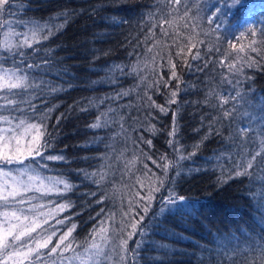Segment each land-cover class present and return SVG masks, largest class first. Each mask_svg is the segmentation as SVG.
I'll list each match as a JSON object with an SVG mask.
<instances>
[{
	"label": "trees",
	"instance_id": "16d2710c",
	"mask_svg": "<svg viewBox=\"0 0 264 264\" xmlns=\"http://www.w3.org/2000/svg\"><path fill=\"white\" fill-rule=\"evenodd\" d=\"M231 3L10 0L0 13V69H22L38 85L2 92L0 97L18 102L19 111L5 108L0 98V115L43 125L42 155L64 159L32 155L24 162L72 185L47 202L70 205L49 230L64 232L75 224V252L47 256L46 264L84 253L93 241L104 246L100 227L107 229L109 243H119L129 219L124 213L161 176L152 161L162 156L172 183L141 213L142 234L129 241L127 264H262L264 160L257 158L249 176L235 177L233 169L264 141V0H245L238 8ZM217 7L221 11L214 16ZM165 16L174 22L171 27L163 24ZM34 24L64 26L47 40L46 33L38 34L40 43L32 48L20 47ZM8 36L13 42L7 51L1 44ZM173 64L178 80L171 77ZM229 64L235 65L232 71ZM174 90L177 103L170 104ZM236 92L240 97L231 99ZM221 96L229 99L225 108L235 106L230 119H222ZM98 119L101 127H90ZM242 128H248L243 135ZM173 189L185 206L161 212L162 198ZM105 251L111 256L105 264H117L116 254Z\"/></svg>",
	"mask_w": 264,
	"mask_h": 264
},
{
	"label": "snow or ice",
	"instance_id": "6c2138e0",
	"mask_svg": "<svg viewBox=\"0 0 264 264\" xmlns=\"http://www.w3.org/2000/svg\"><path fill=\"white\" fill-rule=\"evenodd\" d=\"M182 0H170L172 5H181ZM245 0H232V3L228 5L231 7H240L244 5ZM10 0H0V13H3L7 8H9ZM178 8H175L174 11H178ZM220 8L215 9L214 16L220 13ZM187 14V13H185ZM67 20L65 19V23ZM163 24L168 25L171 27L173 25V21L169 20L167 16L163 17ZM210 24L214 23L215 21L210 18L208 21ZM64 25H52V24H34L30 29L31 37L25 35L23 43L20 47H33V42L40 43V40L35 39L38 34L46 33L42 36V39L47 40L49 37L55 35V32L62 28ZM194 27H198V25H193ZM220 24L216 25V30L218 31L220 28ZM161 31L164 35H167V29L161 27ZM255 34L254 32L252 33ZM195 47V44L192 45ZM235 48V46H232ZM35 50V49H34ZM256 49L253 48L252 51ZM240 51H243V46H241ZM23 55V53H21ZM199 58V52L193 56V59ZM171 63V60L169 61ZM47 64V61H44ZM28 68H32V65H27ZM37 68L41 67V65L37 64ZM229 70L232 71L235 68L234 64L228 65ZM172 72L171 77L173 79H179L177 72L174 70L175 65H172ZM123 71V70H121ZM135 71V69H133ZM239 71V69H236ZM234 74V73H233ZM5 83L0 84V89L6 90L8 93H11L13 89H21L27 91V89L32 87H38V85L32 84L28 82L27 75L23 72L22 69H17L15 72H12L10 75L6 72L5 73ZM231 83V81H227ZM52 91H56L55 88ZM118 95L127 96L128 93L124 92ZM178 95L177 91L171 92V97L169 99L170 104H176L177 100L176 97ZM237 97H240V93L236 92L231 99L235 100ZM5 101V108L10 109L11 111H19V108L16 107L17 101L10 99L8 95L0 97ZM149 100L151 98L149 97ZM154 104V101H152ZM229 103V99L223 96L220 97V110L222 111V119H230L232 118L233 111L235 110V106L232 109L225 108L224 105ZM30 109L32 110L33 114H35V106L29 104ZM159 110L161 112H167L165 107L159 106ZM17 119L16 117L10 116H0V122L8 125V128L3 129L2 131L5 133L4 137H0L3 139L5 143L11 144L12 141H15L16 144V152L18 154L14 155L12 149L9 147L8 151L0 153V162L3 164H22L23 161L20 159V155L22 153L19 152V145L21 139L29 134L32 130H35L36 135L32 136L31 141H29L28 152L29 155L40 156L42 160H63L64 157L61 155H48L43 156L40 148L45 147L44 144H40V147L33 148L31 145L39 143L41 137L44 135L43 132L40 131L43 125H37L35 123H28L25 126V120L19 119V122L15 125L12 124V120ZM92 128H99L101 124L99 119L95 124L90 125ZM23 129V132H21ZM152 130V129H150ZM248 131V128H242L239 130V133L243 135ZM170 135H175L173 130ZM149 145L152 143L151 140L146 141ZM170 144H172L173 148L175 149V144L170 140ZM264 145V141L261 142ZM181 155L180 159H184ZM260 158L264 160V151H257L254 154H251L250 159H247L246 162L241 163L237 166V168L233 169V173L235 177H243L249 176L251 173L249 169L254 167V164ZM149 159H151L149 157ZM167 160V157L162 156L160 158L161 162H157L155 160L152 161L153 164L156 165L157 168L162 169L161 176L157 177L156 181L152 183L151 186L148 187L145 195L139 196V199H134L130 202L127 211L124 213L125 216L129 217V219L125 222V224L120 229V238L119 243H116L113 240L109 243V237L106 235L107 229L104 227H100L99 234L101 235V240L103 242L101 244L96 243L93 241L87 248H85V253L88 254V260L92 261V264H96V258L103 257L105 261L110 260L111 256L109 252L105 251V247H109L111 252L116 254L117 264H127L128 262V253L129 248L128 244L130 240H133L135 235L142 234V224L141 221L143 220V215L141 213H148L152 201L155 199V193L160 192L162 188L166 189V184L172 183V181L168 178V170L170 168L169 163H164ZM131 163L135 164V161ZM46 167V165H45ZM2 172V169H0ZM5 176H8V173H4ZM177 175H180L177 172ZM19 179L10 177L11 182H6L3 185H0V207L4 210L0 212V264H44V257L48 256L49 258H54L60 256L61 253L67 251L75 252L73 247V240H72V233L76 229V225L72 224L71 227L67 229L66 232H63L57 239L58 243L52 247L49 245L52 242L53 236H56L55 230L51 232L49 235H44L47 232V229H44L39 222V218H44L43 223H48L46 216L51 215L52 213H38L36 211V205H30V200L26 199V195L28 192H41L43 195H51L56 194L57 196H62L65 192L70 191L72 185L62 179L52 178V177H41L35 169L31 168L29 165H24L23 169L18 172ZM232 178V176H230ZM58 185H63V188H59ZM29 204L30 206L27 208L21 207L23 205ZM186 201L185 198L182 196H178L175 193V190H171L168 194L167 199L162 198V207L161 212L165 211V209H170L171 206H185ZM141 205L143 207L141 208ZM39 207H43L40 205ZM70 205L68 204H61L58 205L57 208L54 210L55 212H63L65 211ZM56 223L62 224L64 223L63 220H57ZM39 229V231H38ZM94 232L96 230L94 229ZM33 233H36V236H33ZM39 237V238H37ZM139 247V245H137ZM46 250V251H43ZM134 251V250H133ZM72 260L80 259L81 264H86L84 259L79 255H74ZM262 264H264V257H262Z\"/></svg>",
	"mask_w": 264,
	"mask_h": 264
},
{
	"label": "rangeland",
	"instance_id": "374dc122",
	"mask_svg": "<svg viewBox=\"0 0 264 264\" xmlns=\"http://www.w3.org/2000/svg\"><path fill=\"white\" fill-rule=\"evenodd\" d=\"M12 42H13V39L10 36H8V37H6L4 39V41L1 44V46L4 47L8 51L12 47ZM6 72L10 75L13 71L1 70L0 69V84L5 83V80H6L5 73ZM5 91L6 90H4V89H0V95H1L2 92H5ZM18 122L19 121H13L12 120V124L13 125L17 124ZM26 125L27 124L25 123V126ZM6 128H8V125L4 124L3 122H0V137H4L5 136V133L2 130L6 129ZM21 132H23V129H21ZM34 135H36V132H35V130H32L29 134L25 135L21 139V142H20V145H19V152L22 153V155H20V159L23 161L22 164H9V165L5 166L3 164V162H0V169H2V172H0V185L5 184L6 182H11L10 181V177H14V178L19 179L18 172L23 169L24 165H29V164H26L24 161H25V159H27V158L32 156V155H29V152H28V147H29V143L28 142L31 141L32 136H34ZM257 135H259L258 134V130L254 134H251L250 137L257 136ZM262 136H263V134L262 135L260 134L259 137H255V138H258V141H259L262 138ZM40 142H41V139H40L39 143L31 145V146L33 148L39 147ZM9 147L12 149L14 155L18 154L16 152V147L17 146L15 144V141H12V143L9 145V144L5 143L3 139H0V153L8 151ZM263 150H264V145H262V143L260 142V147H258L255 152L263 151ZM30 167L33 168L32 166H30ZM36 172H38V171L36 170ZM4 173H8L9 175L5 176ZM39 175L41 177H51V176H44V175H42L40 173H39ZM52 178H55V177H52ZM57 179H59V178H57ZM58 187L62 189L63 185H58ZM29 195H34L37 198L29 197ZM53 195H56V194L43 195L41 192L32 191V192H28L26 197H25L26 199L30 200V205H36L37 206L36 207V211L38 213H40V212H43L45 214L50 213V212L52 213L51 215H47L46 216V219L48 221V223H46V224L43 223V219L44 218H39V222L41 223L42 227L44 229H47V232L44 235L51 234V232L54 229L49 230V225L52 226L51 225L52 222H54V220H56V218L59 216V214L64 212V211L63 212H55L54 210L57 208V206H52V204L47 202L48 201L47 198L51 197ZM30 205L26 204V205H23L21 207L27 208ZM40 205H43V207L42 208L39 207ZM3 210L4 209L2 207H0V212H2ZM57 228L58 229L55 230L56 237H59L60 236L59 233L61 232V234H62L63 230H62L61 227H57ZM38 231H39V229H38ZM64 232H66V231H64ZM33 236H36V233H33ZM54 237L55 236H53V238ZM37 238H39V237H37ZM43 251H46V250H43ZM76 255H79L80 257H82L84 259V261L86 262V264H92V261L88 260V254L87 253L84 252V253L76 254ZM72 257H69V258L66 257L62 261H58V262H53V261L50 260V263H48V264H81V260L80 259L72 260L71 259ZM46 258H47V256H45L43 258L44 259V264H46V262H45ZM105 263H106V261L105 260H101V257L96 258V264H105ZM37 264H38V262H37Z\"/></svg>",
	"mask_w": 264,
	"mask_h": 264
}]
</instances>
